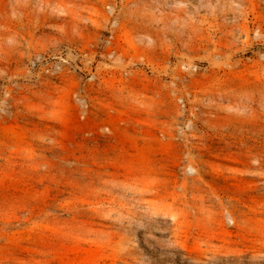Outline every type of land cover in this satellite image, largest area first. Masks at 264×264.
Segmentation results:
<instances>
[{
	"label": "rangeland",
	"instance_id": "1",
	"mask_svg": "<svg viewBox=\"0 0 264 264\" xmlns=\"http://www.w3.org/2000/svg\"><path fill=\"white\" fill-rule=\"evenodd\" d=\"M0 264H264V0H0Z\"/></svg>",
	"mask_w": 264,
	"mask_h": 264
}]
</instances>
